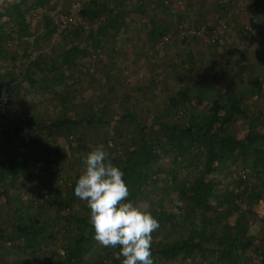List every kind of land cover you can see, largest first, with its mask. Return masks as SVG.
Here are the masks:
<instances>
[{"label":"trees","instance_id":"1","mask_svg":"<svg viewBox=\"0 0 264 264\" xmlns=\"http://www.w3.org/2000/svg\"><path fill=\"white\" fill-rule=\"evenodd\" d=\"M50 1L32 0L28 6V0H17L10 14L24 21L30 9L45 8ZM137 2L136 9L145 12L144 1ZM249 3L264 6V0H249ZM80 16L94 24L106 17L87 32L90 45L95 48L100 47L105 37L116 38L128 22L125 10H118L116 4L111 7L104 0H91L84 5ZM149 21L147 33L152 41H158L170 31L169 25ZM48 24L51 25L49 31L54 32L53 22ZM253 26L257 28L258 24L253 22ZM81 31L75 30L72 34L79 37ZM2 33L0 27L1 63L8 56ZM81 42L64 47L61 68L77 66V59L87 54ZM41 60L37 57L32 64L39 65ZM49 66L55 69L56 63L50 61ZM37 67L40 70V66ZM56 70L53 77L44 76L43 79L62 82L65 75ZM237 75V79H242L239 73ZM105 100L101 98L99 106L90 104L78 117L63 114L51 126L76 127L84 122L91 127L103 124L106 122ZM243 101V94L230 91L216 97L207 91L204 83H199L197 87L186 86L169 94L168 111L177 113L189 108L183 118L176 115L168 121L158 118L149 125L141 120L136 110L124 108L121 118L133 124L134 131L139 134L125 137V146L118 149L124 135L119 132L108 151L109 159L124 173L129 189L126 199L149 211L159 222V228L152 233L151 244L152 258L157 262L183 264L182 261L192 259L196 264H243L255 253L262 254L261 264H264V246L257 242L264 232V218L251 213L252 205L264 199V118L259 114L249 116ZM245 117L248 119L246 131L242 135L235 134L233 127ZM3 120L8 118L4 116ZM158 128H161L159 134L151 137L152 131ZM23 129L18 123L13 128L5 122L0 123V194L9 202L12 194L16 201L13 219L9 221L12 228L6 229L1 224L0 239L4 244L5 240H11V249L22 255H32L37 250L49 253L48 264H120L115 258L118 247H104L94 239V228L89 223L90 209L73 193L79 175L72 176L69 189L52 192L57 158L45 154L40 170L46 175H39L40 188L36 193L30 189L27 199H21L16 193L17 186L6 187L8 175L23 179L36 175L33 159L24 150L10 146L14 132ZM86 142L87 138H83V144L78 143L77 147H87ZM233 164H238L241 170L249 169L253 179L250 181L242 175L234 178ZM173 192L176 193L174 200ZM241 198L247 199L249 210L242 212ZM142 200L147 201V207L138 205ZM167 201L174 205L175 216L164 210ZM233 213L238 214L235 224L230 221ZM1 253L0 249V257Z\"/></svg>","mask_w":264,"mask_h":264},{"label":"rangeland","instance_id":"2","mask_svg":"<svg viewBox=\"0 0 264 264\" xmlns=\"http://www.w3.org/2000/svg\"><path fill=\"white\" fill-rule=\"evenodd\" d=\"M75 1L77 0H51L45 8L41 7L43 10L35 11L33 16L37 19L34 20L42 22V15H47L53 21L57 16L66 14ZM137 1H144L145 12L136 9ZM83 2L84 7L91 0ZM104 2L111 7L116 4L118 10H125L128 22L116 38L105 37L98 48L90 45L87 32L95 24L104 22L105 16L101 17V22L96 21L95 24L84 19L87 22L85 28L72 26L63 32L55 29L50 40L42 43L43 45L24 43V39L13 31L9 34L12 37L6 41L10 55L4 62H0V73L10 76L37 57L51 56V60L59 66L56 71L65 75L62 82L58 79L45 81L44 76L53 77L54 71L43 62L40 70L38 67L25 69L33 76L22 78L19 82L23 90L17 91L13 79L0 80V86L6 83L12 87V97L6 111L0 110V123L5 122L12 128L18 123L24 128L18 133L14 132L10 146L23 149L34 161V177L23 179L8 175L5 181L6 187L19 188L16 193L23 200L28 198L30 189L36 193L40 188L39 175H46L45 171L40 170V165L46 155L59 160L52 183V192L56 193L58 189L62 191L70 188L72 176L81 174L82 157L90 150L99 146L108 152L119 132H124V135L118 149L125 146V137L138 135L139 132L134 131V125L121 118L125 107L136 110L141 120L149 125L158 118L160 121H168L175 115L183 118L188 107L177 113L168 111L167 108L169 94L186 86L197 87L199 83H204L207 91L216 97L226 91L243 94V107L247 114L251 117L259 114L264 118V6L249 3V0ZM150 19L152 22L170 26V31L166 34L167 40L162 44L160 42L163 37L152 41L148 36ZM253 22L258 24L257 28L253 26ZM80 29L83 30L80 36L75 37L72 33ZM33 33L32 29L31 34ZM80 41L86 46L87 54L77 59V66L61 68L60 52L64 43ZM24 45L27 55L19 62L13 58V54ZM234 49L237 51L231 53ZM238 73L242 79H237ZM32 83L37 87L32 86ZM101 98L107 100L103 109L105 123L92 127L85 122L76 127L51 126L57 118L61 119L64 115L70 118L82 115L90 104L97 103L99 106ZM191 102L194 104L195 100ZM4 116L8 118L7 121L3 120ZM28 124L32 127H28ZM247 127L248 119L245 117L237 121L233 132L242 135ZM160 130L161 128L152 131L151 137L157 136ZM83 138H87V147L78 148V143L83 144ZM238 164L232 165L233 177L242 175L251 181V171L241 170ZM175 195V192L171 194L173 200ZM14 197L11 194L9 202L0 194V226L4 224L6 229L12 228L9 221L13 219L15 211ZM246 200L240 199L242 212L250 208ZM259 202L260 204L252 205L251 213L264 218V199ZM147 204L145 200L138 203L144 207ZM164 210L175 216L176 210L171 202L165 203ZM237 218L238 214L233 213L230 216L231 223L235 224ZM261 235L257 242L264 246V232ZM3 241L0 239V264H48L49 253L37 250L32 255H22L11 249V240H5V244ZM262 257V254L254 253L242 263L261 264ZM156 260L153 259L154 264L172 263ZM182 262L197 263H192V259Z\"/></svg>","mask_w":264,"mask_h":264},{"label":"clouds","instance_id":"3","mask_svg":"<svg viewBox=\"0 0 264 264\" xmlns=\"http://www.w3.org/2000/svg\"><path fill=\"white\" fill-rule=\"evenodd\" d=\"M82 163L73 193L90 209L94 239L104 247H118L115 258L120 264H154L152 233L159 222L149 211L126 199L129 189L122 169L99 146L83 156Z\"/></svg>","mask_w":264,"mask_h":264},{"label":"crops","instance_id":"4","mask_svg":"<svg viewBox=\"0 0 264 264\" xmlns=\"http://www.w3.org/2000/svg\"><path fill=\"white\" fill-rule=\"evenodd\" d=\"M17 0H12V1H9V0H1V4H0V14H2V16H0V27L3 31L2 33V40L4 41H7L9 40L11 37H10V32L13 31L14 34H19L20 37H22V39H24V43H27V44H38V45H43L42 43H45L47 41L50 40L51 38V35L53 34V32H50L49 28L51 27V25H49L48 23H51V19L47 16V15H42L43 18H42V22H39V20H34V19H37L33 16V14H35V11H38V10H43L40 6L36 7V8H32L30 9V12L26 14V20H22L20 21L19 19L17 18H14L12 16V14H10V10L11 8L13 7V4L16 2ZM32 0H28V6L30 5ZM23 9L25 8V6L22 7ZM44 8V7H43ZM50 20H49V19ZM37 21V22H36ZM40 27V28H39ZM33 29V34H31V31ZM39 29V30H37ZM31 34V36L29 35ZM4 43V42H3ZM77 42H73V43H64L63 45V48H62V52L60 53H64V47L67 46V45H72V44H75ZM23 48L21 50H18L17 53H14V59L19 61V62H22L23 61V58L26 57L25 55H27V52L25 51V45L22 46ZM5 51L7 52V58L9 57L10 55V52H9V48L7 47L6 43H5ZM60 55V54H59ZM62 56V55H61ZM38 58H41L42 60L40 61L41 64L37 65V64H32V61L29 62L26 66H24V68H21L20 70H17L16 72H14L12 75L10 76H6V74H3V73H0V80L3 79V78H6V79H13L16 83V89L17 91H20V90H23L22 89V85L21 83H19L22 78H32L31 76H33V74H29L28 71H26L25 69L28 68L30 69L31 67H35L37 68V66H42V63L45 62L46 64L49 65V62L52 61V57L50 56L49 58H44L43 56L41 57H38ZM53 59H55L53 57ZM62 59V57H61ZM50 67V66H49ZM51 68V67H50ZM55 69H59V66L56 65L55 66ZM53 68V71L55 70ZM22 72V74H21ZM32 86H36V85H33L32 83ZM37 87V86H36ZM13 148V147H11ZM19 150H23V149H19Z\"/></svg>","mask_w":264,"mask_h":264},{"label":"built area","instance_id":"5","mask_svg":"<svg viewBox=\"0 0 264 264\" xmlns=\"http://www.w3.org/2000/svg\"><path fill=\"white\" fill-rule=\"evenodd\" d=\"M83 1L87 0H77L75 1L72 6L69 8V11L66 14L57 16L55 20H53V25L56 28V31L63 32L64 30L69 29L72 26H79V27H86V21L84 18L80 16V12L83 8ZM168 2V0H165ZM245 1V0H241ZM102 21V18L99 20V22ZM196 34V32H192V34ZM164 40H167V36H163V40L160 42L161 44L164 42ZM12 97V87L10 84H2L0 86V110L2 112H5L7 109V106L11 100Z\"/></svg>","mask_w":264,"mask_h":264}]
</instances>
